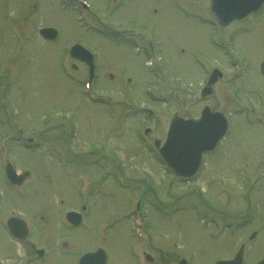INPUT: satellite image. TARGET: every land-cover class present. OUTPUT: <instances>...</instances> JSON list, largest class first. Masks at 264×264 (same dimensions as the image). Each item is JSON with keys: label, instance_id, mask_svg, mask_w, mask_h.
I'll return each mask as SVG.
<instances>
[{"label": "rangeland", "instance_id": "obj_1", "mask_svg": "<svg viewBox=\"0 0 264 264\" xmlns=\"http://www.w3.org/2000/svg\"><path fill=\"white\" fill-rule=\"evenodd\" d=\"M80 1L0 0V213L10 204L14 214L33 212L35 226L51 222L54 240L42 243L48 252L33 264H77L81 252L98 247L107 264H178L182 257L214 264L232 257L242 236L241 225L217 230L214 218L241 223V210L250 207L260 231L247 239V263L264 258V183L241 196L245 172L264 180V127L244 118L264 117V9L215 31L219 48L195 16L210 0H83L87 8ZM50 25L59 30L53 41L39 34ZM111 29L133 30L156 44L140 55L138 36ZM75 41L95 53L90 85L85 63L67 53ZM199 60L224 71L206 96ZM207 102L232 116L231 130L193 178L175 176L160 163L154 141L165 139L174 111L198 115ZM19 134L37 137L39 145L23 146ZM6 161L33 175L10 183ZM140 195L141 210L132 215ZM43 197L46 208L37 201ZM78 200L88 203L84 224L68 230L64 210ZM143 228L152 260L133 254L143 251L137 241ZM244 228L247 235L254 226ZM9 239L0 226V259L19 264L23 249L13 245L12 256Z\"/></svg>", "mask_w": 264, "mask_h": 264}, {"label": "water", "instance_id": "obj_2", "mask_svg": "<svg viewBox=\"0 0 264 264\" xmlns=\"http://www.w3.org/2000/svg\"><path fill=\"white\" fill-rule=\"evenodd\" d=\"M262 2L263 0H213L212 10L216 15L221 13L230 17H242L253 8L259 7ZM76 49V52H79L77 55L81 57L82 48L77 47ZM84 58L93 65L91 55ZM261 70L264 74V61ZM209 91V89H205L204 93ZM220 115L222 114L212 112L209 107H206L198 119L174 116L166 141L159 151L176 174L190 176L195 173L203 152L211 149L226 129V122L222 116L219 117ZM10 177L14 181L22 179L14 174ZM105 263L106 254L102 249L88 252L81 259V264ZM217 264H242L241 252L234 259L219 261ZM259 264H264V260Z\"/></svg>", "mask_w": 264, "mask_h": 264}, {"label": "flooded vegetation", "instance_id": "obj_3", "mask_svg": "<svg viewBox=\"0 0 264 264\" xmlns=\"http://www.w3.org/2000/svg\"><path fill=\"white\" fill-rule=\"evenodd\" d=\"M204 20L206 21V22H210V18H208V17H205L204 18ZM240 32H241V29H240ZM46 205L47 204H39V207H44L45 206V208H46ZM39 207L38 208H32L33 210H38V211H40L41 209H39ZM44 208V209H45ZM248 210H252V208L250 207ZM253 211V210H252ZM5 218H7V216H8V218H9V216H12L11 214L10 215H7L6 216V214H4L3 215ZM27 216H28V222L30 223L29 225H28V228H29V230H30V233H31V237H33V238H35L36 239V241L40 244V247H42L43 248V250H44V252H43V256L46 254V252H48V248H47V246H43L42 245V243H44V244H46V243H48L49 241H53V239H54V229H53V226H52V224H51V222H50V225H44V226H39L40 224H38V226H35L34 224H33V221H32V216H33V212L31 213V214H27ZM45 216L43 215V218H44ZM4 220L5 219H1V226H2V228H4V230H5V232H6V234L9 236V240H10V245H9V248H10V254L12 255V256H14L15 255V252H14V246L13 245H15V244H19V245H21V248L23 249V252H24V255H26V254H28L29 253V249H28V246L26 245V243L24 242L27 238H29L30 236H29V232L27 233V235L25 236V237H21V238H14L12 235H10L9 233H8V231H7V229L5 228V225H3V222H4ZM44 220V219H43ZM32 224V225H31ZM83 221L82 222H80L77 226H71L69 223L65 226L66 228H68V230L69 229H75V228H80V227H82L83 226ZM40 233L43 235V239H41L40 238ZM67 242H68V240L67 239H65L64 241H63V243L66 245L67 244ZM9 261H10V259H9ZM19 261H20V259H19ZM34 260H33V258L31 259V263L33 262ZM16 262V261H15ZM15 262H14V264H15ZM9 264L8 263V259H7V261H5L4 262V260L2 261V264ZM19 264H20V262H19Z\"/></svg>", "mask_w": 264, "mask_h": 264}]
</instances>
